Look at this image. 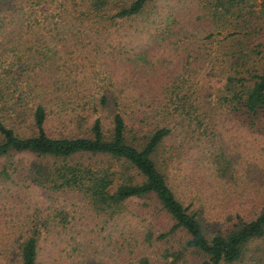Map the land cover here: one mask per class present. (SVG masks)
<instances>
[{"label":"rangeland","instance_id":"374dc122","mask_svg":"<svg viewBox=\"0 0 264 264\" xmlns=\"http://www.w3.org/2000/svg\"><path fill=\"white\" fill-rule=\"evenodd\" d=\"M229 1L151 0L136 14L93 28L74 26L59 52V63L68 67L56 72L72 81L71 107L81 106L88 93L118 95L134 129L131 141L140 142L157 124L171 128L156 163L177 195L194 196L209 233L231 227L236 212L251 219L264 206V108L251 115L225 99L232 93L225 86L228 75H246L249 86L252 74L264 68V0ZM0 7V97L9 105L2 117L18 133L30 134L33 94L12 102L41 80L40 65L28 59L35 49L26 45L52 36L51 17L38 14L21 25L4 11L5 3ZM92 82L97 85L91 88ZM112 108L52 111L45 129L52 136L89 135L100 116L109 132ZM64 164L114 169L110 191L127 175L141 180L134 167L105 154L0 155V264H21L20 244L34 230L37 264H144V255L146 264H198L205 258L184 246L185 230L143 239L148 229L156 234L172 224L167 213L144 205L152 199L131 198L119 215L93 208L83 190L60 186ZM219 264H264V235L250 238L238 259Z\"/></svg>","mask_w":264,"mask_h":264},{"label":"trees","instance_id":"16d2710c","mask_svg":"<svg viewBox=\"0 0 264 264\" xmlns=\"http://www.w3.org/2000/svg\"><path fill=\"white\" fill-rule=\"evenodd\" d=\"M149 1L151 0H0V4L2 2L6 4L4 11L10 12L21 25L26 24L24 23L26 18L31 16L38 18V14L42 19L50 16L52 24V36L44 34L43 38L34 43L33 39L26 45L27 48L35 49V56H29L28 59L35 60L34 64L40 65L41 80L38 84L28 85L25 90H21L17 99L12 102L16 105L23 94L27 92L33 94L34 102L29 109L32 110L35 129L30 134H20L5 122L2 111L8 109L9 105L0 97V155L28 150L40 155L65 157L83 151L121 159L136 169L141 180L133 181L132 177L127 175L113 191H110L109 188L116 177L114 169L106 166L91 170L64 164L58 169L60 186H73L83 190L82 194L88 197L93 208L110 215L123 213L126 202L131 198L152 199V203L145 201L147 203L144 205H147L152 212L167 213L172 224L166 231L156 234L148 229L142 235L144 240H150L153 236L163 238L177 232L176 230H185L187 237L184 246L196 249L205 255L198 264L232 262L241 256L244 245L250 238L264 235V206L251 219H245L236 212L238 219L231 227L224 230L214 229L209 233L201 221V210L194 196L186 199L177 195L173 185L168 182L166 174L156 163L155 157L171 128L167 124H157L141 136L140 142L131 141L130 138L134 137L131 136V131L134 129L129 128L125 121L124 111L119 107L118 95L113 92H104L98 96L88 93L81 106L71 107L70 103L74 102L71 92L72 81L68 76L56 73L59 66L63 70L68 67L65 62L59 63L61 56L59 52L60 47H64L68 40L66 33L69 29L74 26L93 28L95 24L104 22V19L112 21L115 17L136 14ZM232 1L230 0L228 5L232 4ZM21 15L23 18H19ZM71 17L75 20L70 19ZM27 38L31 40L29 35ZM47 70H49L47 76H44L43 72ZM252 76L254 79L249 86L246 83V75H228L225 83L226 89L232 90L231 96H225V99L229 102L233 101L235 108H241L251 115L264 108V68L259 73H253ZM96 85L92 82L88 86L92 88ZM109 104L113 107L109 115L112 122V129L109 132L104 130L100 116L92 121L89 135L52 136L45 129V121L52 111L68 108L79 111L86 106L96 109ZM38 235V231L34 230L20 244L21 264H37ZM182 253L181 250L176 252L177 255ZM167 254L173 255L176 259V254ZM140 259L144 264L148 262L146 255Z\"/></svg>","mask_w":264,"mask_h":264}]
</instances>
